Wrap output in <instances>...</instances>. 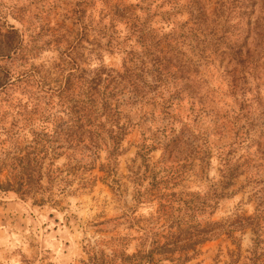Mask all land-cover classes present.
<instances>
[{
  "label": "rangeland",
  "instance_id": "374dc122",
  "mask_svg": "<svg viewBox=\"0 0 264 264\" xmlns=\"http://www.w3.org/2000/svg\"><path fill=\"white\" fill-rule=\"evenodd\" d=\"M232 1L0 0V264H264V68L233 93L234 61L195 39L211 38L209 12ZM254 2L223 13L228 47L250 49L264 18ZM135 18L172 72L190 69L169 78L181 93L165 109L171 89L120 105L133 125L114 158L106 135L92 151L66 149L51 132H69L84 78L144 58ZM45 132L30 189L16 193L25 162L12 158ZM225 160L238 168L228 184Z\"/></svg>",
  "mask_w": 264,
  "mask_h": 264
},
{
  "label": "trees",
  "instance_id": "16d2710c",
  "mask_svg": "<svg viewBox=\"0 0 264 264\" xmlns=\"http://www.w3.org/2000/svg\"><path fill=\"white\" fill-rule=\"evenodd\" d=\"M169 1L171 2L174 0ZM234 1L236 3L238 0ZM234 1H232L229 6L223 4L222 8H225L224 11L219 9L209 12L208 15L211 16L208 17L211 19L210 25L215 26V29H212L213 31H209L211 38L203 35L204 31L201 29L200 34L203 40H200V38L198 39V36H194L197 41H201V44L205 45V48L206 45L209 44L214 54L223 50L220 54L222 56L228 55V57L234 61L236 70L234 71L235 77L231 90L233 93L243 90L242 86L247 85V76L259 80V73H256L264 68V63H262L264 60V18H262L261 26H259V20L255 23V32L251 38L250 49L248 48V44H243L242 47L235 48L227 46V42L230 39L229 32L226 31V21L229 19L223 18V13H234L236 12L235 9H241L245 2H250L251 7L256 6L254 0H240L238 2L240 3L239 5H237L238 3L234 4ZM194 5V12L197 14L196 17L199 18V20H195H198L202 28H207L209 25L207 24L206 13L197 2H194ZM262 6H264V0H262ZM130 30L132 34H137L138 43H141L144 49V58L140 59L139 56L136 55L133 58V60H135L134 64L133 60H129V64H133V66L127 67L125 64L123 66V73L121 74L112 70L106 72L102 69H96L93 74L90 73L91 75L88 74L87 78H84L86 79L84 96L67 102V104L72 106L71 108H74V110H72L74 117L69 120V132L63 133L62 129L51 132L53 136L56 135L55 139L62 138L64 140L67 145L66 149L92 151L98 148L99 142L103 141L102 136L106 135L112 145L109 155L114 158L118 156L120 144L127 135L128 129L133 125L129 120L121 121L122 118L126 119V117H122L121 111H119L120 105L138 104L143 107L147 104L148 100H154L156 96L164 98L162 91L168 92V90L171 89L172 92L169 95L170 97L164 99V104H161V108L165 109L166 102L176 99L181 93L175 84L176 82H173L174 84L169 83V78L173 79L174 76L179 75L180 78L183 79L182 74L188 77L190 69L187 65L182 67L174 66L178 70L172 72L170 69L172 64L166 57V51L160 47L158 42L147 40L149 35L144 32L142 24L139 25V19L135 18V23L130 25ZM207 38L209 43L207 42ZM108 43H110L109 40ZM224 45H226L224 48H220ZM200 51V55L203 57V50ZM227 51L229 52L227 53ZM204 64L206 65L207 62H204ZM74 66L76 71H79L75 62ZM195 71L193 70L192 72L194 73ZM249 71H252V73ZM79 77L80 76L77 78ZM172 81H174V79ZM241 81H243V83L240 85ZM168 84H172L173 86H168ZM161 86L165 87L161 91L155 92ZM67 89L68 86L66 85L59 93L62 95L67 92ZM154 92L155 94L153 97L148 98V95L150 96ZM113 102L114 104H112ZM112 105H114V107ZM106 125L109 126L108 129H105ZM37 137L38 139L33 140L32 146L28 147L30 152L23 157L14 156V158H12V161L18 163L19 167L20 163L22 164L25 162L22 165V176L25 175L26 177L21 180L17 178L18 181L13 184L16 193L23 190L26 193L29 191L32 182L31 175L35 172L36 167L47 153L48 147L46 145L49 142L47 133L38 134ZM63 146H58L57 149H62ZM146 149H148V147ZM225 161L226 167L223 171V178H226V184H228L230 183V179L238 176V172H236L238 168L228 166L227 160ZM12 171H15L13 167ZM11 186L12 185L8 184L6 186L7 188L2 187L1 190L7 191Z\"/></svg>",
  "mask_w": 264,
  "mask_h": 264
}]
</instances>
